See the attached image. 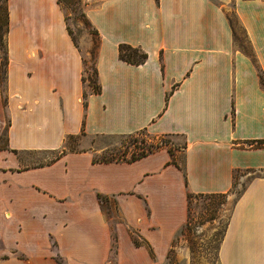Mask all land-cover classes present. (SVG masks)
Returning <instances> with one entry per match:
<instances>
[{
  "label": "crops",
  "instance_id": "1",
  "mask_svg": "<svg viewBox=\"0 0 264 264\" xmlns=\"http://www.w3.org/2000/svg\"><path fill=\"white\" fill-rule=\"evenodd\" d=\"M82 1L99 34L97 93L58 0H6L0 264H173L188 193H227L241 170L253 176L218 262L264 264V0ZM228 8L249 51L235 46ZM120 44L147 58L122 60ZM139 131L184 144L132 161L96 160L104 148L46 159L70 136Z\"/></svg>",
  "mask_w": 264,
  "mask_h": 264
},
{
  "label": "rangeland",
  "instance_id": "2",
  "mask_svg": "<svg viewBox=\"0 0 264 264\" xmlns=\"http://www.w3.org/2000/svg\"><path fill=\"white\" fill-rule=\"evenodd\" d=\"M62 7L72 37L79 46L82 58L86 60V65L89 66L92 52L96 50L99 41L93 26L88 25L81 14V11L85 12V6L79 0H65ZM226 14L232 22L235 46L249 51L245 33L233 11L228 8ZM3 16V1L0 0V34L3 31L1 25ZM2 55V48H0V56ZM87 75L88 72L84 74V76ZM183 144L182 137L152 135L146 131L114 136H88L80 133L76 136L67 137L61 150L68 152L104 148L102 151L96 152V160H127L132 155L152 146L163 145L173 149V147L179 148ZM59 153L60 149L52 151L48 153L46 159L50 160ZM252 176L253 173L251 172L238 171L234 175L233 186L229 192L222 195L196 194L190 197L187 222L173 238L172 247L169 251V262H174L173 264H219L218 247L232 205ZM107 202L108 215L114 217L113 220H115L118 216L116 209L112 201L107 200Z\"/></svg>",
  "mask_w": 264,
  "mask_h": 264
},
{
  "label": "trees",
  "instance_id": "3",
  "mask_svg": "<svg viewBox=\"0 0 264 264\" xmlns=\"http://www.w3.org/2000/svg\"><path fill=\"white\" fill-rule=\"evenodd\" d=\"M2 1H3L4 16H3V20L1 22V25L3 27V31L0 34V48H2V54H3L2 56H0V81L2 84H4L5 76H6V63H7L5 36L7 33V28H8V11H7L6 0H2ZM79 1L83 3L82 0H79ZM58 2L60 3L61 6H64L65 0H58ZM83 5H84V3H83ZM81 14H82L83 18L85 19L86 23L88 25L92 26L90 21L87 19L85 12L81 11ZM227 18H228V20L232 26V22H231L230 18L229 17H227ZM65 19H66V17H65ZM67 29H68V32H69L74 44L78 47L77 43L75 42L74 38L72 37V32H71L70 28L68 27V25H67ZM95 33L97 34L98 41H99V34H98L97 30H95ZM233 38L235 41L234 30H233ZM97 49H98V44H97L96 50L94 52H92V58H91V62H90L89 66L86 65L87 64L86 60L83 58L82 81L84 83H87V85H89L91 87V91L93 93H97L100 90V87L98 84V79H97V70H96V66H95ZM118 50H119V57L122 60L129 62V63H132V64H140V63L144 62L145 59L147 58V54L141 48L134 47V46H131L129 44H120ZM86 72H88V75L84 76V74ZM260 82L264 86V78L262 77L261 73H260ZM83 96L85 99L87 96V93L85 92ZM84 103H85V100H84ZM256 145L257 146H264V141H257ZM161 147H163V145H156V146L146 148L145 150L143 149L142 152H139L135 155H132L131 158L127 159V160H129V161L136 160L138 158L146 156L149 153L154 152L155 150H157ZM169 151L172 153V150L170 148H169ZM63 152L64 151L61 150L60 153H63ZM103 161H110V160H103ZM235 173L233 174V178H234ZM222 194H225V193H205V194L199 193V195H222ZM192 195H196V194L188 193V195H187L188 203H189L190 197ZM134 242L136 245L141 244V241H139L135 237H134ZM113 246H114V244H113ZM169 263H171V262H169Z\"/></svg>",
  "mask_w": 264,
  "mask_h": 264
}]
</instances>
